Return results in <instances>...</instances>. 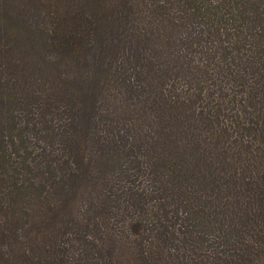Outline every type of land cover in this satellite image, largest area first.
Instances as JSON below:
<instances>
[{"label":"trees","instance_id":"trees-1","mask_svg":"<svg viewBox=\"0 0 264 264\" xmlns=\"http://www.w3.org/2000/svg\"><path fill=\"white\" fill-rule=\"evenodd\" d=\"M0 264H264V0H0Z\"/></svg>","mask_w":264,"mask_h":264}]
</instances>
